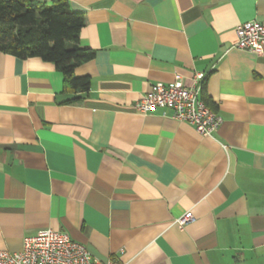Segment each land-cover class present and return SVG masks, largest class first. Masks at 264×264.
<instances>
[{
    "label": "crops",
    "instance_id": "0c3cea01",
    "mask_svg": "<svg viewBox=\"0 0 264 264\" xmlns=\"http://www.w3.org/2000/svg\"><path fill=\"white\" fill-rule=\"evenodd\" d=\"M66 1L94 51L74 70L88 91L65 92L51 62L0 56V249L52 228L102 263L264 264V49L234 46L264 0ZM196 72L222 118L211 136L135 108Z\"/></svg>",
    "mask_w": 264,
    "mask_h": 264
},
{
    "label": "built area",
    "instance_id": "2783aa9c",
    "mask_svg": "<svg viewBox=\"0 0 264 264\" xmlns=\"http://www.w3.org/2000/svg\"><path fill=\"white\" fill-rule=\"evenodd\" d=\"M235 48L260 53L264 49V22H244L235 29ZM204 75L194 73L190 85L176 76L173 81L153 83L150 90L136 102L142 113L158 107H168L172 118L194 126L203 136H211L222 123V118L202 100ZM190 219L188 213L176 220L181 227ZM0 264H121L115 260L105 263L92 257L87 248L75 242L66 232L43 228L23 239L17 252L0 249Z\"/></svg>",
    "mask_w": 264,
    "mask_h": 264
},
{
    "label": "trees",
    "instance_id": "16d2710c",
    "mask_svg": "<svg viewBox=\"0 0 264 264\" xmlns=\"http://www.w3.org/2000/svg\"><path fill=\"white\" fill-rule=\"evenodd\" d=\"M83 15L71 9L66 0H0V56L38 57L51 62L63 75L65 92H86L90 88L89 76L74 72L94 55L93 50L77 42L85 24Z\"/></svg>",
    "mask_w": 264,
    "mask_h": 264
}]
</instances>
